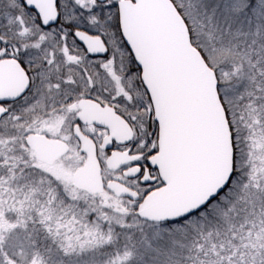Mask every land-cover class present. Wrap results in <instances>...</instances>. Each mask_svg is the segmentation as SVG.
<instances>
[{
	"label": "snow or ice",
	"instance_id": "snow-or-ice-1",
	"mask_svg": "<svg viewBox=\"0 0 264 264\" xmlns=\"http://www.w3.org/2000/svg\"><path fill=\"white\" fill-rule=\"evenodd\" d=\"M0 264H264V0H0Z\"/></svg>",
	"mask_w": 264,
	"mask_h": 264
}]
</instances>
